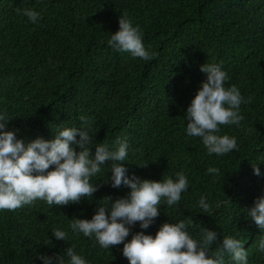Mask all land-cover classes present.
Returning <instances> with one entry per match:
<instances>
[{
	"label": "trees",
	"instance_id": "trees-1",
	"mask_svg": "<svg viewBox=\"0 0 264 264\" xmlns=\"http://www.w3.org/2000/svg\"><path fill=\"white\" fill-rule=\"evenodd\" d=\"M24 7L41 13L37 24L22 15ZM123 12L141 26L145 46L156 54L152 60L107 45ZM207 62H222L225 85L236 84L245 97L240 126L221 125L220 134L237 138L238 150L222 156L209 155L202 140L185 131ZM0 109L12 118L8 130L19 129L25 141L81 126V115L94 119V143L111 145L126 135L130 175L161 180L184 171L190 180L181 201L161 205L146 233L188 218L194 235L202 226L221 240L237 235L250 264H264L256 245L260 229L244 212L264 195V0H0ZM209 167L220 169L215 180ZM109 172L105 166L92 178L100 187L90 201L49 206L38 199L0 210V264H42L37 253H62L72 245L91 264H129L123 244L103 249L83 234L69 232L67 241L52 235L74 216L90 219L106 197L130 191L105 182ZM202 194L211 204L208 213L197 206ZM140 230L138 222L133 232Z\"/></svg>",
	"mask_w": 264,
	"mask_h": 264
},
{
	"label": "clouds",
	"instance_id": "clouds-1",
	"mask_svg": "<svg viewBox=\"0 0 264 264\" xmlns=\"http://www.w3.org/2000/svg\"><path fill=\"white\" fill-rule=\"evenodd\" d=\"M19 11L32 24L41 19V13L34 7ZM107 45L145 61L156 55L145 46L141 26L134 24L126 12L119 17V29L107 39ZM200 70L206 79L187 107L185 131L189 136L199 137L209 155L222 156L238 150L237 138L220 134L221 125L240 126L245 97L236 84L225 85L229 75L222 62H207ZM11 120L7 110L0 109V210L14 211L38 199L49 206H62L93 197L100 185L93 184L92 178L108 166L110 172L105 182H110L113 188L124 186L130 191L115 200L106 197L90 219L74 216L67 228L51 229L57 240L67 241L71 232L94 239L103 249L123 244L122 254L129 264H228L226 257L231 264L233 261L250 264L249 251L242 238L223 235L221 240L216 230L204 226L194 235L190 230L193 221L188 218L163 222L155 235L144 231L160 216L161 205L168 207L181 201L182 193L189 190L190 180L184 171L177 172L175 178L164 176L161 180L130 175L124 163L130 151L126 135L111 145L94 143V119L81 115V126L60 127L52 139L38 136L25 141L18 138L19 129L8 130ZM253 168L256 175H261L258 163ZM207 174L215 180L220 176V169L209 167ZM197 206L208 213L211 208L208 196L202 194ZM244 212L260 229L256 245L257 251L264 253V195L257 197L253 206ZM138 222L141 230L133 232ZM37 255L42 264H91L74 245L62 253Z\"/></svg>",
	"mask_w": 264,
	"mask_h": 264
}]
</instances>
